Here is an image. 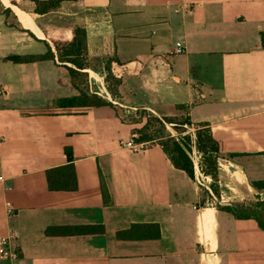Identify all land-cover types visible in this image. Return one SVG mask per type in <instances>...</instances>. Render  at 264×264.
Listing matches in <instances>:
<instances>
[{"label":"crops","instance_id":"0c3cea01","mask_svg":"<svg viewBox=\"0 0 264 264\" xmlns=\"http://www.w3.org/2000/svg\"><path fill=\"white\" fill-rule=\"evenodd\" d=\"M14 6L0 2V236L14 235L18 264H264V230L226 208L264 197L254 187L264 183V0H75L47 14ZM76 28L87 33L90 93L109 105L62 104L80 92L47 34ZM50 48L54 60H9ZM108 57L125 66L116 96ZM136 108H178L209 125L228 163H219L228 204L213 206L210 188L160 146L121 144L134 136ZM68 148L78 189L51 191L47 171L68 164ZM62 227L103 233H46Z\"/></svg>","mask_w":264,"mask_h":264},{"label":"trees","instance_id":"16d2710c","mask_svg":"<svg viewBox=\"0 0 264 264\" xmlns=\"http://www.w3.org/2000/svg\"><path fill=\"white\" fill-rule=\"evenodd\" d=\"M11 4L18 10L23 11L22 3L29 2L34 7V12L38 14H47L58 10L64 2L75 0H9ZM18 6V7H16ZM25 12V11H23ZM27 13V12H26ZM47 38L51 40L56 48L58 59L64 64L65 69L70 74L74 86L79 90L80 95L78 97L63 100V105H69V107H103L110 103L97 94L90 93L88 75L84 71L91 68L90 58L88 54L87 46V33L85 29L76 28L71 32L52 31L47 34ZM262 46L264 47V33L261 34ZM54 60V55L50 48L49 53L46 56L40 57H12L9 60L14 62H34L40 60ZM106 71L116 72V76L120 78L118 89L123 83L121 74L124 73V64L117 58L108 57L103 59ZM114 68L111 71V66ZM82 77L84 85H79L77 80ZM113 96H116L118 92L114 93L113 88L109 89ZM174 129L178 134L184 133V128L188 123H172ZM196 148L201 156V163L199 165V171L206 177L211 178L210 184L211 193L210 198L214 201L221 200V188L219 185V168L220 160L224 159L221 153V147L219 142L214 138L207 124L196 125ZM139 132L134 130V136H138ZM185 141V140H184ZM152 143L162 148L164 153L169 157L171 163L177 168L184 171L188 177L195 181L196 169L192 158L193 149L190 145H184L181 141L175 138L166 139L165 142L157 143L152 136H143L138 143ZM68 158V164L62 167H57L47 171L48 186L51 191H67L74 192L78 189V180L76 176V169L73 163V157L71 149L66 150ZM236 156H231L228 160H233ZM255 189L264 190V183L255 185ZM263 203V202H262ZM230 213L237 219H254L259 224L260 228L264 230V218L256 214L251 210H247L242 203H231L226 207ZM97 232L103 233L102 228H89V227H62V228H50L47 230V235L53 236H72L82 234H96Z\"/></svg>","mask_w":264,"mask_h":264},{"label":"rangeland","instance_id":"374dc122","mask_svg":"<svg viewBox=\"0 0 264 264\" xmlns=\"http://www.w3.org/2000/svg\"><path fill=\"white\" fill-rule=\"evenodd\" d=\"M1 2V0H0ZM31 3L29 2H24L22 3V8L30 10L31 8ZM104 62V61H103ZM90 64H92L90 62ZM109 65L111 66V71L113 70L112 68L113 65L109 62ZM116 72H106L107 77H106V83L108 90L113 88V92H119L118 89V84L120 83V78H118L115 74ZM78 84L84 85V80L82 77H80L77 80ZM112 94V93H111ZM131 110V109H128ZM133 114L131 117L133 118L132 121L134 124H136L137 128L136 130L139 132L138 136H135L132 138V140L135 143H138V141L143 137V136H152L156 140L157 143L165 142L166 139L169 138H175L179 141H181L184 145H190L193 149L192 153V158L195 164V169H196V182L202 189H205L206 186L210 188V184L212 183L211 178L206 177L205 175L201 174L199 171V165L201 163V156L196 148V123L190 119V116L186 110L182 109H173L170 110L166 113H161V112H156L152 111L150 109H143V108H136L135 110L132 111ZM190 122L192 125H187L184 128V133L178 134L175 129H174V124L172 123H188ZM185 140V141H184ZM150 146V145H148ZM224 159L220 160V163L222 164H228L227 160L225 157ZM220 179V177H219ZM221 180V179H220ZM220 185V181H219ZM221 188V194L222 190L224 191V188ZM224 195V194H223ZM228 197H232L231 195L227 196L225 194L224 199L225 201L217 200L214 201L213 206H218L220 207V203L222 204H228ZM259 195H253L250 198H247L243 201H238V202H231V203H242V205L245 206L247 210H251L255 212L256 214L260 215L262 218H264V200ZM220 202V203H219ZM263 202V203H262Z\"/></svg>","mask_w":264,"mask_h":264},{"label":"built area","instance_id":"2783aa9c","mask_svg":"<svg viewBox=\"0 0 264 264\" xmlns=\"http://www.w3.org/2000/svg\"><path fill=\"white\" fill-rule=\"evenodd\" d=\"M185 51V46L181 42H177L173 54L182 55ZM123 108L125 109V107ZM121 144L133 152L144 151L148 146L147 143H135L133 140L126 143L121 142ZM8 213H12L11 208L8 209ZM20 257V248L15 241L14 235L0 236V262L3 264H18Z\"/></svg>","mask_w":264,"mask_h":264}]
</instances>
